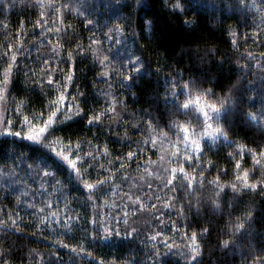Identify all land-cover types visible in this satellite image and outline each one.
I'll list each match as a JSON object with an SVG mask.
<instances>
[{
    "label": "trees",
    "instance_id": "1",
    "mask_svg": "<svg viewBox=\"0 0 264 264\" xmlns=\"http://www.w3.org/2000/svg\"><path fill=\"white\" fill-rule=\"evenodd\" d=\"M0 130L2 264H264V0H0Z\"/></svg>",
    "mask_w": 264,
    "mask_h": 264
},
{
    "label": "snow or ice",
    "instance_id": "2",
    "mask_svg": "<svg viewBox=\"0 0 264 264\" xmlns=\"http://www.w3.org/2000/svg\"><path fill=\"white\" fill-rule=\"evenodd\" d=\"M175 7H176V8H179V7H180L179 3H177V4L175 5ZM151 23H152L151 21H146V22H145V24H146L148 27L151 26ZM68 79L71 80L72 77H71V76H68ZM48 83L51 84V83H52V80L49 79ZM61 99H63V97H62ZM231 103H232V98H231V96L226 97L224 100L220 101V107L212 106L211 111H212V113H214L215 115H211V114H209L208 112H205V113H204V116H205L207 119H217V118L219 117V114H220V112L222 111V109L225 108V105H230ZM190 106H191V105H190L189 103H185V104L182 105L183 109H185V110L189 109ZM57 112H61V113H62V109L57 108L56 111H54V112L52 113V115H53V116H56V113H57ZM69 112H71V109H70V108H69ZM62 114H63V113H62ZM80 114H81V113L79 112V110H77L76 113H75L74 115H80ZM69 118H71V117H69ZM98 120H99V117H97L96 120H89L88 123H89V124H93V123H95V122H98ZM57 122H60V121H57ZM52 123H53V121H52L51 119H49V120L45 123V126H44L43 128L40 129V133L43 134V133H45L46 131H48V130L51 128ZM7 134H9V135H14V136H20V135H21L20 132H12V133H7ZM220 134L222 135L223 133H220ZM26 139H28L29 141H33L34 143H38V142H39L38 138H34L33 136H27ZM44 139H47V136H45ZM40 146H41V147H46V145H44V144H41ZM65 150H67V149H65ZM58 155H59V154H58ZM131 156H132V154L129 153V157H131ZM64 159H67V157H64ZM257 163H259V161H257ZM73 167H75V164H73ZM237 167H239V165H237ZM174 171H175V170H174ZM181 171H182V170H181ZM150 174H151V173H150ZM45 175H49V173H45ZM246 177H247V173H245V179H246ZM102 183H104V182H101V184H102ZM168 183H171V181H168ZM86 187H87L89 190H91L93 186H92L91 184H88V185H86ZM243 187H245V188H249V189H251V190H255V189L257 188V185H256V184L249 185V184H247V183L245 182L244 185H243ZM233 190H234V191L236 190V186H235V185H233ZM261 190L264 191V185L261 186ZM236 227H237V230L242 229V228H244V224H243V223L238 224ZM153 239H155V237H153ZM192 240H193V245H190V246H189V247H190V251L193 253L191 259H192L193 261H197V260H198V256H199V252H198V250H197V246L195 245L196 237L193 236V237H192ZM228 244H229L228 241H224V247H228ZM0 264H2V261H0Z\"/></svg>",
    "mask_w": 264,
    "mask_h": 264
},
{
    "label": "rangeland",
    "instance_id": "3",
    "mask_svg": "<svg viewBox=\"0 0 264 264\" xmlns=\"http://www.w3.org/2000/svg\"><path fill=\"white\" fill-rule=\"evenodd\" d=\"M196 100L193 102V104L199 109L200 113L203 116L204 119V127L202 128L201 132L197 135L191 133V131L186 130L184 133V143L188 146V148L192 151H198L201 148V144L203 141H215L220 138H225L224 134L220 131L217 125L214 124L213 119H207L204 116L205 112H208L211 115H215L212 113L211 108L208 107L206 104H204L200 99L195 98ZM43 127H36L27 132V136H33L34 138H38L39 141H41L43 134L40 133V129ZM2 133H5L6 131L0 130ZM64 157H66L65 154H63L60 159L65 160Z\"/></svg>",
    "mask_w": 264,
    "mask_h": 264
}]
</instances>
